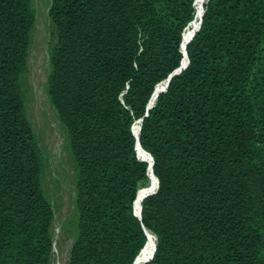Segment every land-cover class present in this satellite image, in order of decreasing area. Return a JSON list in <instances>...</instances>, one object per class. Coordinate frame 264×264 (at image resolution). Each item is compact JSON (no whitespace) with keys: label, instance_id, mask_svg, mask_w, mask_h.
<instances>
[{"label":"trees","instance_id":"1","mask_svg":"<svg viewBox=\"0 0 264 264\" xmlns=\"http://www.w3.org/2000/svg\"><path fill=\"white\" fill-rule=\"evenodd\" d=\"M31 2L0 0V264L52 258ZM48 15L45 92L74 167L67 264H136L144 229V264H264V0H50Z\"/></svg>","mask_w":264,"mask_h":264},{"label":"rangeland","instance_id":"2","mask_svg":"<svg viewBox=\"0 0 264 264\" xmlns=\"http://www.w3.org/2000/svg\"><path fill=\"white\" fill-rule=\"evenodd\" d=\"M49 6L50 0L31 2L35 23L27 56L26 76L29 87L26 111L46 160L44 190L54 208L50 264H67L74 233V167L65 150V138L59 119L45 92L47 48L53 32L48 15Z\"/></svg>","mask_w":264,"mask_h":264},{"label":"bare ground","instance_id":"3","mask_svg":"<svg viewBox=\"0 0 264 264\" xmlns=\"http://www.w3.org/2000/svg\"><path fill=\"white\" fill-rule=\"evenodd\" d=\"M194 22V27H193V30H192V32L190 33L189 32V34H188V36L186 37V39H188V38H190L191 37V35L194 33V30H195V28H196V26H197V22L196 21H193ZM192 22V23H193ZM192 23H190L189 24V26H191V24ZM191 34V35H190ZM137 133H138V126H137ZM137 133H135V134H137ZM137 151L140 153V147H139V145L137 144ZM143 152V154H140V155H142V156H144V157H149V155L143 150L142 151ZM151 176H152V174H151ZM155 186H156V180H155V178H154V181H153V183L149 186V187H146V188H143V190H145V192H148V191H152L154 188H155ZM142 188V187H141ZM140 188V189H141ZM140 199V198H139ZM145 232H146V234H147V232H148V234H150L151 233V236H150V238H148V240L146 241V243H145V245H144V247L142 248V250L141 251H143V253H142V255H141V257L139 258V260H138V257L140 256V254H141V251H140V253L138 254V256H137V258H136V264H138L139 263V261L140 260H142V264H144V261H145V258L147 257V253H148V251H149V249L150 248H152L151 250H150V252L153 250V247H154V244H155V237H154V235H153V233L151 232V231H148V230H145ZM153 244V245H152ZM151 246V247H150ZM150 247V248H149ZM149 248V249H148Z\"/></svg>","mask_w":264,"mask_h":264},{"label":"water","instance_id":"4","mask_svg":"<svg viewBox=\"0 0 264 264\" xmlns=\"http://www.w3.org/2000/svg\"><path fill=\"white\" fill-rule=\"evenodd\" d=\"M189 24H190V22L188 23V25H189ZM188 25H187V26H188ZM187 26H186V27H187ZM193 34H194V33H193ZM193 34L191 35V37L193 36ZM191 37H190V38H191ZM182 38H183V33H182ZM185 55H186V53H185ZM187 62H188V61H187V56H186V61H185V62H183V61L181 62V64H180V68H181V67H185L186 64H187ZM180 68H178L177 70H175V72H177ZM166 81H167V80H164L163 82H166ZM148 107H150V105H149ZM136 122L139 123V122H140V119L137 120ZM139 129H140V126H139V124H138V133H139ZM138 133L135 134L136 138L138 137ZM137 144H139L138 141H137L136 145H137ZM145 152H146V151H145ZM146 153H147V152H146ZM147 154L149 155V159H150V164H149V166H150V165L152 164V157H151V155H150L149 153H147ZM154 178H155V180H156V187H157V185H158V180H157V178H156L155 176H154ZM151 192H152V191H148V192H146L145 194H143V197L147 196V195L150 194ZM137 193H138V191H137ZM136 197H137V194H136ZM135 200H136V198H135ZM135 200H134V202H135ZM144 231H145V229H144ZM145 234H146V232H145ZM154 237H155V236H154ZM154 247H155V244H154ZM154 247H153V249H154ZM140 251H141V250H140ZM139 253H140V252H139ZM139 253H138V254H139ZM137 256H138V255H137ZM137 256H136V258H137ZM136 258H135V259H136ZM134 262H135V260H134Z\"/></svg>","mask_w":264,"mask_h":264}]
</instances>
